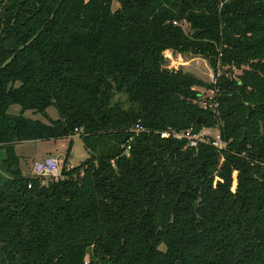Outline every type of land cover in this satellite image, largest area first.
Listing matches in <instances>:
<instances>
[{
  "label": "trees",
  "instance_id": "trees-1",
  "mask_svg": "<svg viewBox=\"0 0 264 264\" xmlns=\"http://www.w3.org/2000/svg\"><path fill=\"white\" fill-rule=\"evenodd\" d=\"M191 126L226 148L161 135ZM76 133L91 156L24 173L19 141ZM0 150V264H264V0H0Z\"/></svg>",
  "mask_w": 264,
  "mask_h": 264
},
{
  "label": "rangeland",
  "instance_id": "rangeland-1",
  "mask_svg": "<svg viewBox=\"0 0 264 264\" xmlns=\"http://www.w3.org/2000/svg\"><path fill=\"white\" fill-rule=\"evenodd\" d=\"M118 2L113 3V7L118 6ZM183 27L190 31L191 27L188 22L183 23ZM166 54L167 65L181 67L186 71L193 72L197 76L212 81L215 79V72L208 63L207 59L201 56H193L191 53L174 52ZM236 71H239L236 69ZM203 95L212 94L211 89L200 87ZM21 105L14 103L9 107L11 113H19ZM48 115H44L42 112H36L32 109L24 111L26 116L32 118H38L45 122H49L52 118H58L59 112L55 105H50L47 108ZM210 132L216 133L215 129H210ZM72 141V147L70 151V159L68 165H78L86 158L91 156L95 151L91 150L85 143L83 136L80 133L71 134L69 136L57 137V138H38L31 140H22L16 144L17 153L20 155V164L24 172L27 174H33V169L37 161H40L42 165L49 166L54 158L60 160V164L63 165L66 150L69 143Z\"/></svg>",
  "mask_w": 264,
  "mask_h": 264
},
{
  "label": "built area",
  "instance_id": "built-area-1",
  "mask_svg": "<svg viewBox=\"0 0 264 264\" xmlns=\"http://www.w3.org/2000/svg\"><path fill=\"white\" fill-rule=\"evenodd\" d=\"M174 22L178 23L177 20H174ZM184 22L186 21L184 20L180 23L183 25ZM168 52H170L171 54L173 53L172 50H167L166 54H169ZM211 92L212 94L209 95L202 94L203 99L201 101V105L204 108H211L213 111H215L217 109L218 102L214 100V90L211 89ZM142 129H144V127L140 124H137L131 129L133 133L131 134L127 141V144L125 145V153H129L132 139ZM210 129H215L216 133L210 132ZM161 135L164 137L172 136L178 139H185V146H191L195 148H197L201 142L205 141L212 142L215 146H217V148H226L227 146V141L223 138L220 129L213 126H204L199 130H195V128H193L192 126L182 130L167 128L161 131ZM62 167L63 165L60 164V160L58 158H54L49 166L37 163L33 169V174L57 179L62 177Z\"/></svg>",
  "mask_w": 264,
  "mask_h": 264
},
{
  "label": "water",
  "instance_id": "water-1",
  "mask_svg": "<svg viewBox=\"0 0 264 264\" xmlns=\"http://www.w3.org/2000/svg\"><path fill=\"white\" fill-rule=\"evenodd\" d=\"M198 33H199V30H195V31H193V36H197L198 35ZM252 110H253V106L251 105V104H249V113L248 114H250L251 112H252ZM198 121H204V122H206L207 121V117H202V116H199V118H198ZM3 150H0V157L3 155Z\"/></svg>",
  "mask_w": 264,
  "mask_h": 264
},
{
  "label": "crops",
  "instance_id": "crops-1",
  "mask_svg": "<svg viewBox=\"0 0 264 264\" xmlns=\"http://www.w3.org/2000/svg\"><path fill=\"white\" fill-rule=\"evenodd\" d=\"M37 163L40 164L41 162H40V161H37L36 164H37ZM36 164H35V165H36ZM22 169H23V168H22ZM23 171H24V170H23ZM24 173H25V172H24Z\"/></svg>",
  "mask_w": 264,
  "mask_h": 264
}]
</instances>
